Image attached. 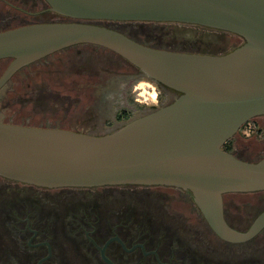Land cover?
I'll list each match as a JSON object with an SVG mask.
<instances>
[{
    "label": "water",
    "instance_id": "water-1",
    "mask_svg": "<svg viewBox=\"0 0 264 264\" xmlns=\"http://www.w3.org/2000/svg\"><path fill=\"white\" fill-rule=\"evenodd\" d=\"M67 19L0 32V89L20 69L79 45L131 64L178 97L103 135L0 122V178L46 189L162 186L188 191L211 231L244 243L264 229V211L244 232L223 218V196L264 192V157L237 159L222 147L264 116V0H43ZM177 23L243 42L223 55L144 46L92 22Z\"/></svg>",
    "mask_w": 264,
    "mask_h": 264
},
{
    "label": "flooded vegetation",
    "instance_id": "flooded-vegetation-1",
    "mask_svg": "<svg viewBox=\"0 0 264 264\" xmlns=\"http://www.w3.org/2000/svg\"><path fill=\"white\" fill-rule=\"evenodd\" d=\"M1 1L7 9L26 16V7H16L13 0ZM43 12L57 16L49 12L48 8L35 15ZM238 39L239 42L234 48L239 47L243 42L240 38ZM74 47L58 51L35 63L43 62L48 58L56 60L55 57L58 54ZM5 61L9 63L8 60L0 62ZM120 66L116 71L120 83L118 82L115 90L109 93L110 96L104 97L103 100H96L95 110L110 113L107 103L115 102L118 98L122 99L123 87L131 85L137 79L147 83L146 86L151 91L148 93L151 104L150 106L136 104L138 106L135 105L130 113L125 112L124 119H112L107 127L101 122L94 123V127L89 131L91 135L112 132L125 123L173 102L178 97L177 93L153 83L133 67L125 64L127 70L122 71ZM4 70L5 67H0V76ZM85 77L87 76L83 75V78ZM8 82L0 91L5 89ZM152 94H155V98H152ZM65 95L66 93L63 94ZM2 108L0 106V122L5 123V109ZM227 153L233 155L231 150ZM263 157L258 155L255 159L250 157L241 160L256 162ZM0 180L8 185H19L25 190L24 193L12 188V191H8L10 194L6 195V188L3 189L0 202V238H3L4 243L1 245L0 242V264H264V241L261 243L259 241V238L264 236V229L253 239L244 243L224 242L208 227L188 191L162 186L46 189L3 178ZM104 189L107 190L106 196L111 194L115 197L117 194L114 192H119L118 197L125 203L118 209H110L105 205V201L97 204L90 199L96 191ZM137 190L140 196L159 207L150 208L148 204L141 203L139 200L141 197H139L137 200L147 208L143 206L136 208L138 202L134 200L138 192L132 193ZM162 190L176 192L179 196L182 194L184 197H180L181 202L192 204L193 207L187 212L171 211L164 203ZM104 195L102 194L101 198H104ZM185 196H187L186 199ZM225 196L222 201L223 218L225 223L235 231H246L255 218L264 211V206L256 210L242 228L233 226L228 221L227 211H234L237 204L231 200L228 203L225 202ZM126 199L130 201L127 202Z\"/></svg>",
    "mask_w": 264,
    "mask_h": 264
},
{
    "label": "rangeland",
    "instance_id": "rangeland-1",
    "mask_svg": "<svg viewBox=\"0 0 264 264\" xmlns=\"http://www.w3.org/2000/svg\"><path fill=\"white\" fill-rule=\"evenodd\" d=\"M13 1L16 7H26L27 14L26 16L19 15L17 11L7 9L0 0V32L30 24L68 21L61 20L63 18L59 16L46 14V12L35 15L48 8L42 1ZM92 23L120 32L136 41L149 43L156 48L176 49L184 53L223 55L230 52L239 42L237 36L226 32L177 23L107 21ZM55 58L56 60L48 58L18 71L5 89L0 91V98H3L5 103V123L71 130L87 128L91 126V123L93 125L101 122L107 127L118 114L130 113L136 104L139 106H150L151 104L148 95L151 91L146 86L147 83L137 79L131 85L123 87L122 99L118 98L115 102L105 104L110 109V113L98 112L95 110L96 100H103L115 90L117 83H120L116 71L120 65L121 70L126 69L125 64H121L114 55L103 49L88 46L74 47L58 54ZM7 64V61L0 62V67L6 68ZM83 75L87 77L83 78ZM65 93L66 95L63 96ZM151 96L155 98V94ZM229 143L232 154L239 160L250 157L255 159L258 155L263 157L264 116L255 118L242 129L240 128ZM4 188L7 191L6 195L10 194L8 191H12V188L25 193L23 187L15 184L8 185L0 180V202ZM137 192L138 190L133 191L132 194ZM161 192L164 196V203L173 212H187L193 207L192 204L181 202L180 197H184L182 194L179 196L170 190ZM114 193L117 196L114 197L111 194L106 196L107 190H98L90 199L97 204L105 201L106 204H104L110 209H118L125 202L118 197L119 192ZM102 194H105L104 198H101ZM137 199L141 203L148 204L150 208L159 207L140 196L138 192L134 200L138 202L136 206L138 209L143 205ZM230 200L237 204V208L232 212L227 211L228 221L233 226L242 228L256 210L264 206V192L224 197L225 202L228 203ZM2 239L0 238L1 245L4 243ZM259 241L263 242L264 236H261Z\"/></svg>",
    "mask_w": 264,
    "mask_h": 264
},
{
    "label": "trees",
    "instance_id": "trees-1",
    "mask_svg": "<svg viewBox=\"0 0 264 264\" xmlns=\"http://www.w3.org/2000/svg\"><path fill=\"white\" fill-rule=\"evenodd\" d=\"M106 28V27H105ZM109 29V28H108ZM112 30V29H111ZM117 32V31H116ZM118 33H120V32H118ZM120 34H122V33H120ZM123 35V34H122ZM125 36V35H124ZM127 37V36H126ZM129 39H131V40H133V41H135V42H138V43H140V44H142V45H144V46H147V47H151V48H155V49H160V50H167V51H173V52H180V51H177L176 49H168V48H156V47H154V46H152L151 44H149V43H145V42H139V41H136V40H134V39H132V38H130V37H128ZM91 47H93V46H91ZM95 48H98V47H95ZM101 49V48H100ZM233 49H235V48H233ZM232 49V50H233ZM104 50V49H103ZM231 50V51H232ZM105 51H107V50H105ZM107 52H109V51H107ZM109 53H111V52H109ZM182 53H184V52H182ZM112 54V53H111ZM112 55H114L119 61H120V63L122 64H127V65H129L130 67H133L131 64H129L128 62H126L125 60H123V59H121L120 57H118V56H116L115 54H112ZM134 68V67H133ZM135 69V68H134ZM125 70H127V69H123L122 71H125ZM136 71H138V70H136ZM138 73H140V72H138ZM0 106H2L3 108L2 109H5L4 107H5V103H4V101H3V98H0ZM90 112V111H89ZM89 112H88V114H89ZM122 114V115H121ZM118 120H122V119H124L125 118V112H122V113H120V114H118V116L116 117ZM249 122H251V121H249ZM248 122V123H249ZM247 124V123H246ZM246 124H244V125H246ZM243 125V126H244ZM242 126V127H243ZM92 127H94L93 125H92V123H91V126L89 127H81V129H79V128H74V129H71V130H73V131H75V132H78V133H84V134H89V131H90V129L92 128ZM242 127H241V129H242ZM68 130H70V129H68ZM103 135V134H102ZM230 142V141H229ZM226 143V144H224V148L222 149L224 152H229V150H230V143Z\"/></svg>",
    "mask_w": 264,
    "mask_h": 264
}]
</instances>
